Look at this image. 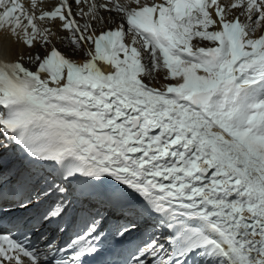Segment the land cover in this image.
Returning a JSON list of instances; mask_svg holds the SVG:
<instances>
[{
    "label": "snow or ice",
    "instance_id": "1",
    "mask_svg": "<svg viewBox=\"0 0 264 264\" xmlns=\"http://www.w3.org/2000/svg\"><path fill=\"white\" fill-rule=\"evenodd\" d=\"M0 30L27 49L0 59V264L141 228L124 264H264V0H0Z\"/></svg>",
    "mask_w": 264,
    "mask_h": 264
},
{
    "label": "bare ground",
    "instance_id": "2",
    "mask_svg": "<svg viewBox=\"0 0 264 264\" xmlns=\"http://www.w3.org/2000/svg\"><path fill=\"white\" fill-rule=\"evenodd\" d=\"M105 15H107V13H105ZM109 19L111 20L112 17H109ZM112 26L113 25L111 23H109L108 27H112ZM60 34L63 35L62 32ZM128 40L129 41H127V42H130V37ZM56 43L60 47L61 50L66 52V54H69V55L71 54L68 50V43H66V41L63 44H61L59 41H57ZM10 44L14 48L13 57L8 56V50L10 49ZM20 45H22V44L15 41L14 38L11 37L9 34L3 32V31L0 32V55L3 56L4 58H7L9 60H14V59L18 58L20 56L18 53V51L20 49V47H19ZM63 45H65L66 47H63ZM22 47H23V53H25L27 51V49L23 45H22ZM73 59H76L77 61H81L82 59H84V57L77 54L76 56L73 57ZM161 74H162V78H163L164 74L162 72H161ZM158 80L163 81V79H158Z\"/></svg>",
    "mask_w": 264,
    "mask_h": 264
},
{
    "label": "rangeland",
    "instance_id": "3",
    "mask_svg": "<svg viewBox=\"0 0 264 264\" xmlns=\"http://www.w3.org/2000/svg\"><path fill=\"white\" fill-rule=\"evenodd\" d=\"M200 46H211V45H209L207 42H204V43H201ZM19 47H20V49H19L18 53H19V55H22V53H23V47H22V45H20ZM63 47H66V46L63 45ZM13 53H14V48L10 44V49L8 50V56L13 57ZM158 79H163L161 72L156 74V80L153 81V86H159L160 83H164L165 82L164 80L163 81H160ZM147 82L148 81L146 80V83Z\"/></svg>",
    "mask_w": 264,
    "mask_h": 264
}]
</instances>
